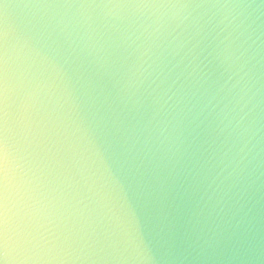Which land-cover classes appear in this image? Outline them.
<instances>
[{
  "label": "clouds",
  "instance_id": "9594fccd",
  "mask_svg": "<svg viewBox=\"0 0 264 264\" xmlns=\"http://www.w3.org/2000/svg\"><path fill=\"white\" fill-rule=\"evenodd\" d=\"M0 264H264V0H0Z\"/></svg>",
  "mask_w": 264,
  "mask_h": 264
}]
</instances>
